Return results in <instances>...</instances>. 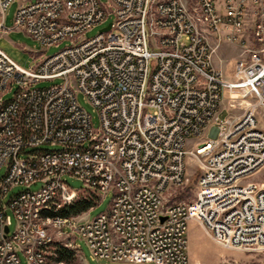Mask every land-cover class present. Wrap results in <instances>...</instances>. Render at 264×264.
Listing matches in <instances>:
<instances>
[{
  "label": "built area",
  "instance_id": "obj_1",
  "mask_svg": "<svg viewBox=\"0 0 264 264\" xmlns=\"http://www.w3.org/2000/svg\"><path fill=\"white\" fill-rule=\"evenodd\" d=\"M13 1L0 0V37ZM108 18V30L84 35ZM13 28L45 49L68 44L28 67L0 47V264H22L20 252L49 264L54 230L77 235L95 260L189 264L192 218L227 248L264 247V185L248 180L264 166V0H21ZM224 41L241 48L231 78L212 62ZM232 94L257 103L219 118ZM46 144L60 148L37 149ZM188 155L201 168L195 199L169 202L187 181ZM65 175L100 197L113 192L110 208L49 213ZM19 185L27 188L6 200Z\"/></svg>",
  "mask_w": 264,
  "mask_h": 264
},
{
  "label": "rangeland",
  "instance_id": "obj_2",
  "mask_svg": "<svg viewBox=\"0 0 264 264\" xmlns=\"http://www.w3.org/2000/svg\"><path fill=\"white\" fill-rule=\"evenodd\" d=\"M21 0L13 1L6 9L5 13V24L11 28L9 31L2 34L0 37V47L18 64L23 67H28L33 61V56L39 54L52 55L68 44V40L62 41L58 46L52 45L48 48H43L42 45L33 38L30 34L22 30L14 29V17L17 11V7ZM106 2L107 0H101ZM112 19H107L103 23L92 27L90 30L85 32L86 37H92L96 35L100 29L106 26ZM236 50L235 45L228 46L223 44L218 51L216 56L222 54L232 57L233 50ZM38 52V53H36ZM232 75V74H231ZM231 78V76L229 75ZM60 82V79L54 81H39L34 84V87H47L54 83ZM17 89V85H14L10 91L6 92L3 96L4 100H9L13 97L14 92ZM243 96V98H242ZM241 97L236 96L230 98L224 95L220 109L218 111L219 118H225L232 114L235 116L242 115L246 108L250 104H256L257 101L253 97ZM79 104L88 111L92 116V122L94 128L99 127V116L92 104L87 102L82 94L78 95ZM232 103V106H230ZM257 117L259 120V126L264 129V108L257 106ZM208 137V130L197 140H203ZM59 145H41L37 149H59ZM29 150L35 148H28ZM187 164V181L182 186L174 187L167 195L169 202L184 201L191 202L195 199L196 184L201 173V168L197 163L196 159L192 155L186 157ZM6 167L3 166L0 169V179L5 174ZM64 180L67 183L66 189L61 191L56 197L55 202L57 208L64 202L73 200L78 194L81 193L84 188L83 182L71 175H65ZM250 181H255L259 185H264V166L257 170L250 178ZM41 184L36 183L31 186V189H37ZM26 186L19 185L14 187L6 196V200L12 195L21 190L26 189ZM99 203L91 208L90 210L79 214L81 217H94L102 212L107 211L113 199V192H108L106 195H101ZM60 203V204H59ZM59 204V205H58ZM8 214L11 215V226L10 229L13 231L16 226V219L11 210H8ZM197 221L195 232L190 236V230L188 227V254L189 264H264V247L262 248H227L217 241H215L206 230L205 226L195 218L189 220ZM56 241L48 248L49 264H135L131 262H118L110 260H95L91 256V252L86 243L79 238L77 235L72 233L61 234L58 231L53 232ZM63 245L65 247L74 249L73 257L66 261H59L56 255V247ZM20 259L22 264H28L26 256L20 252Z\"/></svg>",
  "mask_w": 264,
  "mask_h": 264
},
{
  "label": "trees",
  "instance_id": "obj_3",
  "mask_svg": "<svg viewBox=\"0 0 264 264\" xmlns=\"http://www.w3.org/2000/svg\"><path fill=\"white\" fill-rule=\"evenodd\" d=\"M100 194L93 189L83 188L81 193L78 194L73 200L60 204L55 212L53 209L56 205L54 202L53 207L49 210L51 214H58L61 216H75L82 214L96 206L100 201ZM56 255L59 261L70 260L74 255V249L59 245L56 247Z\"/></svg>",
  "mask_w": 264,
  "mask_h": 264
},
{
  "label": "crops",
  "instance_id": "obj_4",
  "mask_svg": "<svg viewBox=\"0 0 264 264\" xmlns=\"http://www.w3.org/2000/svg\"><path fill=\"white\" fill-rule=\"evenodd\" d=\"M223 44H227L228 46L235 45L226 41L220 43L217 46V48L214 49L212 62L216 69L220 70L225 77L230 78L229 75L231 76L235 67L236 60L239 58L241 54V48L238 45H235L236 50L235 49L233 50L231 58L230 56L222 55V54L215 57L216 52ZM196 225H197V221L195 220H191L189 222L190 236L195 232Z\"/></svg>",
  "mask_w": 264,
  "mask_h": 264
},
{
  "label": "water",
  "instance_id": "obj_5",
  "mask_svg": "<svg viewBox=\"0 0 264 264\" xmlns=\"http://www.w3.org/2000/svg\"><path fill=\"white\" fill-rule=\"evenodd\" d=\"M111 27V22L108 23V25L103 28V30H108ZM162 220H164V217H162ZM6 232L8 231V227L5 228Z\"/></svg>",
  "mask_w": 264,
  "mask_h": 264
},
{
  "label": "bare ground",
  "instance_id": "obj_6",
  "mask_svg": "<svg viewBox=\"0 0 264 264\" xmlns=\"http://www.w3.org/2000/svg\"><path fill=\"white\" fill-rule=\"evenodd\" d=\"M231 97H236V95L235 94H232V96ZM242 98H243V96H242Z\"/></svg>",
  "mask_w": 264,
  "mask_h": 264
}]
</instances>
